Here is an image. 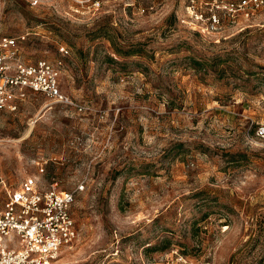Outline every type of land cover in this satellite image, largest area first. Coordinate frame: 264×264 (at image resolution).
<instances>
[{"label":"rangeland","instance_id":"374dc122","mask_svg":"<svg viewBox=\"0 0 264 264\" xmlns=\"http://www.w3.org/2000/svg\"><path fill=\"white\" fill-rule=\"evenodd\" d=\"M211 1L0 0L24 61L68 47L60 87L84 106L0 112L7 188L84 186L46 264H264V5L208 31L191 11Z\"/></svg>","mask_w":264,"mask_h":264},{"label":"built area","instance_id":"2783aa9c","mask_svg":"<svg viewBox=\"0 0 264 264\" xmlns=\"http://www.w3.org/2000/svg\"><path fill=\"white\" fill-rule=\"evenodd\" d=\"M262 5L264 0H212L206 11L194 9L191 14L201 29L212 31L221 25V13L248 19ZM24 40L25 34L10 36L0 31V112L14 111L29 93L82 112L84 106L60 87L68 47L58 45L59 57L54 60L27 62L20 56ZM255 135L264 138V126L257 127ZM39 167L43 172V164ZM83 187L80 183L65 190L56 182L43 186L38 177L28 176L12 189L0 180V264H46L69 246L78 233L71 208Z\"/></svg>","mask_w":264,"mask_h":264},{"label":"trees","instance_id":"16d2710c","mask_svg":"<svg viewBox=\"0 0 264 264\" xmlns=\"http://www.w3.org/2000/svg\"><path fill=\"white\" fill-rule=\"evenodd\" d=\"M107 38H108L109 41H111V43L113 44V39H112L110 36H107ZM113 46H114V44H113ZM113 49L115 50L116 53H118V54H122V52H121L118 48H116V46H114ZM126 54H127V53H126Z\"/></svg>","mask_w":264,"mask_h":264}]
</instances>
